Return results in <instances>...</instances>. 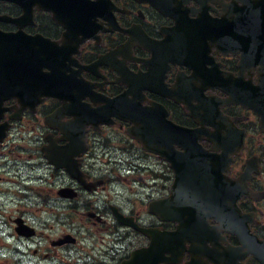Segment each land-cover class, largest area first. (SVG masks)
Masks as SVG:
<instances>
[{
    "label": "flooded vegetation",
    "instance_id": "1",
    "mask_svg": "<svg viewBox=\"0 0 264 264\" xmlns=\"http://www.w3.org/2000/svg\"><path fill=\"white\" fill-rule=\"evenodd\" d=\"M36 1L52 4L71 25L35 5L32 24L23 29L55 40L65 55L62 78L81 83L20 113L15 99L2 104L0 123L9 126L0 138V250L27 255L33 264H118L148 239L117 217L173 229L148 205L168 196L175 169L127 133L133 123L121 110L126 106L133 115L136 107L155 103L153 112L161 106L176 124L195 128L197 120L208 121L197 138L209 160L229 152L239 130L244 133V147L223 178L237 177L246 162L259 166L247 182L253 194L238 201L246 244L211 218L208 225L218 234L206 244L215 258L217 250L242 244L264 251L262 91L259 99L242 100L264 72V53L240 79L214 69L236 75L239 56L225 55L223 46H237L254 29L263 40L264 0H73L67 8L64 0ZM23 9L22 2L0 0V30H17L8 18L21 17ZM137 27L159 47L139 39ZM237 91L240 99H231ZM189 257L185 252L181 264ZM241 262L261 264L252 254Z\"/></svg>",
    "mask_w": 264,
    "mask_h": 264
},
{
    "label": "water",
    "instance_id": "2",
    "mask_svg": "<svg viewBox=\"0 0 264 264\" xmlns=\"http://www.w3.org/2000/svg\"><path fill=\"white\" fill-rule=\"evenodd\" d=\"M1 46H3L1 44ZM4 48L7 50V58L11 62L10 68H13V72L8 73V84L11 85L16 79L23 77L25 82L39 76L35 67L31 64L33 60L32 56H24L16 45L4 44ZM11 91V87H8ZM190 221V220H188ZM186 219H183L182 226L189 229L190 223ZM143 232L151 236V242L148 247L135 250L131 258L123 261L121 264H164L169 261H174L175 256L181 254L182 248L179 250L181 243H179L176 232L163 233L158 230L144 229ZM178 242H177V241ZM169 252L171 256L166 257L165 253ZM193 264V263H191ZM197 264V263H196Z\"/></svg>",
    "mask_w": 264,
    "mask_h": 264
}]
</instances>
